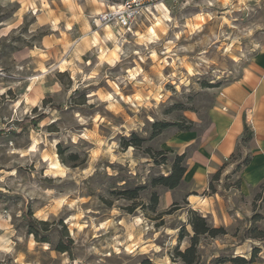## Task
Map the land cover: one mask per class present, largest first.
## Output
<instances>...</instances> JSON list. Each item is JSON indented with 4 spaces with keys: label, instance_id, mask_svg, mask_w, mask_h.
<instances>
[{
    "label": "clouds",
    "instance_id": "9594fccd",
    "mask_svg": "<svg viewBox=\"0 0 264 264\" xmlns=\"http://www.w3.org/2000/svg\"><path fill=\"white\" fill-rule=\"evenodd\" d=\"M15 2L0 0V6L8 9ZM52 2L55 3V0ZM131 3L144 4L145 0H131ZM188 5L198 8L199 14H174L177 8L182 10ZM66 7L72 13L71 16L59 8L54 12L48 0H23V7L14 13L10 21H0V38L7 37L8 41L5 42H9L12 36H22L25 41H31L45 25L60 32L62 37L46 36L42 41L43 48L34 47L29 53L32 57L42 59L36 73L25 78L30 81L28 92L13 106V114L8 119V125L20 132L22 129L13 125L12 121L27 124L41 114H46L39 129H30V146L22 149L9 146L6 153L0 152V157H7L6 162L0 160V192L21 197L11 206L0 201V264H42V261L57 259L60 264H107L103 258L110 254L107 250L119 253L122 246L127 251L137 247L153 254L163 251L165 254L162 259L153 256L154 264H171L166 253L176 246L179 227L170 229L166 224L156 231V236L165 233L169 237L161 249L151 240L140 239L154 231V222L144 215L140 205L135 209L137 215L130 216L122 207L131 206L135 201L107 196L106 199H113V205L107 218L101 222L90 213L97 211L98 206L103 207V204L98 196L82 195L86 191L85 183L97 174L107 177L121 175L119 168L107 167L103 161L122 166L130 178L139 173V183H146L153 160L159 159L161 155H171L161 152V148L164 145L171 148L175 143L172 138L158 134L159 143L154 145L153 134L157 131L154 126L161 121H170L175 125L184 123L178 116L179 110L173 108L174 104H189V96L194 91H210L202 83L204 79L209 85L239 77H242V83L252 81L250 73L243 75L248 56L241 44L258 29L264 30V0H185L183 3L173 0L167 7L165 0L156 3L149 0V6L138 7L134 13L129 11L130 4L109 7L108 0H83L82 4H66ZM213 8L222 9L219 16L215 11H207ZM86 9L89 10L87 13ZM38 11L40 15L36 17V22L28 27L26 33L22 32L25 16L31 21ZM0 15H3L2 11ZM61 21L69 31L61 30ZM208 21L214 22V30L201 36ZM234 21L237 23L234 24ZM77 24L82 25L79 35L71 31ZM92 25H95V30ZM223 25H228L231 31L222 30ZM194 37L198 38L191 42ZM217 41L222 48L220 55H208ZM58 44L62 45L63 51L51 54L48 50L56 49ZM257 48H261V45L254 44L253 49ZM49 60L54 62L45 66L44 62ZM146 65H150V71L145 70ZM30 68L31 64L22 65L18 67V72ZM165 68L169 69L167 74ZM57 72L69 74L66 83H61ZM49 77L54 84L46 87ZM169 84L174 86V90L166 88ZM93 86H96L95 90L85 93L84 102L77 104L73 94L78 90L92 89ZM10 87L18 88L20 85ZM6 91V88H0V94ZM46 93L59 94L65 109H89L91 106L93 114H82L75 110L70 122L58 125L59 131L47 132L44 130L45 125L55 123L61 116L53 106L57 101L47 105L42 103ZM220 95L226 96L227 90L220 92ZM169 97L174 99L170 100ZM250 97L253 102L244 110L254 113L258 105L264 107V72L255 79ZM232 107V104L225 106L224 114H229ZM33 108L38 111L33 113ZM168 108H172L174 114L164 115ZM192 121L202 123L199 111L193 113ZM0 128H7V125L0 124ZM132 133H136L143 141L142 145L136 147L129 143L126 150L122 149L117 136L131 141ZM57 145L64 147L65 157L76 155L83 163L79 166L61 163ZM149 148L154 150L146 154L145 150ZM260 150L264 152V146ZM14 166H32L33 170L26 179L17 175ZM165 167L161 165L158 175L168 177L172 174L171 168L165 170ZM233 167L229 165L224 174L227 175ZM4 169H11V172ZM215 171V168L208 167L206 172L200 174L202 183L195 191L201 194L208 191V180ZM45 178L53 185L72 182V186L58 191L56 187L44 186L41 181ZM124 183L120 181L119 186L123 187ZM96 192L101 193V189L96 188ZM187 199V204L165 219L169 224L175 219L183 221L191 233L187 210L191 208L202 218H208L209 214L215 217V198L198 195ZM148 202L147 199L142 200V204ZM29 205L32 207L30 216ZM118 217L123 219L118 220ZM61 220L63 223H60ZM29 223L35 224L36 232H28ZM21 224L23 227L18 228ZM65 225L67 235L62 237ZM36 233L50 235V242L39 243ZM93 237L104 239L93 243ZM61 239L65 244L71 240L73 248L83 249V254L74 260L69 258L68 252L61 256H46L45 253H51L53 245ZM188 239L186 237L181 245L182 252L188 246ZM253 245L264 248V240L248 239L241 243L239 239L232 240L229 237L212 240L208 248L231 247L234 248L233 258L249 261ZM92 255L99 259L88 262V256ZM178 264H183V261L178 260Z\"/></svg>",
    "mask_w": 264,
    "mask_h": 264
},
{
    "label": "rangeland",
    "instance_id": "374dc122",
    "mask_svg": "<svg viewBox=\"0 0 264 264\" xmlns=\"http://www.w3.org/2000/svg\"><path fill=\"white\" fill-rule=\"evenodd\" d=\"M122 0H108L109 7L120 5ZM49 7L55 10L57 8L60 9V11H63L66 13L67 16H71V12L68 11V8L66 7V4H82L83 0H55V3L52 2V0H48ZM185 0H178V3H183ZM196 2H199V0H196ZM173 3V0H166L165 6H169ZM23 7V0H16V2L8 9H4L2 6H0V11L3 12V15H0V21H10L13 18V15L15 12L19 11ZM39 7V5H38ZM89 11L88 9L85 10L87 13ZM199 9L196 7H193V5H188L184 9H178L174 13L177 16L184 15V16H190V15H197L199 14ZM207 11H215L217 15L219 16L222 12V9H208ZM170 14H173L170 12ZM40 15V12L38 11L36 15L32 16L31 21L27 20V16H25L26 23L22 26L21 31L26 33L28 30V27L36 22V17ZM234 15H242L240 13H235ZM226 18V17H224ZM62 22V21H61ZM90 25L92 22H89ZM222 23V21H221ZM234 24L237 23L236 21L233 22ZM2 27V25H0ZM82 27V25L77 24L73 26V29L71 30L76 35H79V29ZM93 30H95V25H92ZM61 30L65 32L67 30L66 25H61ZM135 30V29H134ZM209 30H214V22L208 21L204 25V32L200 35L203 36L209 32ZM226 31H231V28L228 25H223V29ZM11 35V34H10ZM49 35H55L57 38L60 37L62 39L60 32L53 31L50 29L48 25H45L42 30H38L37 35L32 37L31 41H25L22 36H12L11 40L9 42L7 37L0 38V88H6L7 91L3 94H0V124L7 125V128H0V152L6 153L9 149V146L16 148V149H22L30 146L31 144V130L30 129H39L40 122L45 119L46 114H43V118L40 121H32L31 123H27V125H23L22 121H12V124L16 127L21 128L22 130L20 132L15 131V129L8 125V119L12 116V108L16 104L17 101H20V97L28 92L29 83L30 81L26 80L25 78L27 76H31L36 73V70L39 67V62L42 58L40 57H32L29 55L31 51L34 50V47H40L41 41L44 37ZM130 35V34H129ZM72 38H75L73 36ZM198 37H194L193 41L197 39ZM249 40L251 43H249ZM249 40H245L242 42L241 47L245 49L246 55L248 56V61L246 65L250 62L252 56L256 51H258L260 48L253 49L254 44H260L261 47L264 46V30H257L252 34V36L249 38ZM181 43H185L184 41H181ZM235 47V46H234ZM61 51H63V48H60ZM222 51V48L220 46V42L217 41L216 44L213 46L212 49L209 50L208 55H216L219 56ZM86 59V57H84ZM53 63V60H49L44 62L45 66L48 65V63ZM31 64V68L28 71L25 72H18V67L22 65H28ZM245 65V66H246ZM146 71H150V65L145 66ZM165 74L168 73L169 69L165 68ZM57 78L61 81L62 84L66 83L68 73H59L57 72ZM238 79V78H236ZM236 79H232L230 81H218L214 85L207 84V80L204 79L202 83L204 86L210 91H204V92H193L189 96V104H182L177 102L173 105V108L178 109L179 118L184 121L183 124L180 125H171L167 127L166 129L160 131L159 133L153 134V144L159 143L158 134H162L165 137H170L173 140H175V137L178 133H182L185 131L184 128L190 127L189 131H203L205 127L208 124V114L211 106L213 105L214 101L216 100L218 89L225 86L226 84L235 81ZM19 84L20 87L13 88L10 87V85H17ZM54 84V81L49 77L47 78V84L46 87H51ZM103 86V85H102ZM96 86H93L92 89H85V90H78L76 93L73 94V98H75V102L77 104L84 102V96L85 93L88 91L95 90ZM183 87V86H182ZM166 88L169 90H174V86L172 84L166 85ZM30 95L34 96L35 93H30ZM46 99L42 102L43 104L47 105L48 103H52L53 101H57L53 104L55 108L60 113L61 119L56 121L53 124L45 125L44 130L47 132H54L59 131L58 125L66 124L72 120V113L75 110L81 111L82 114H93V109L91 106L89 109H80V108H67L65 109L63 107V102L61 101V97L59 94H49L46 93ZM169 99H174L173 97H169ZM21 107H23V102L21 101ZM163 107V105H162ZM33 113L37 112L38 109L33 108ZM99 111H103V109H100ZM199 111L201 113L202 117V123L200 124H193L192 121V115L194 112ZM174 114L172 108L165 109L164 115ZM107 115H111L110 113H107ZM130 115V114H129ZM27 117H25L26 119ZM160 123H167V124H174L170 121H161ZM103 128V126H102ZM179 128V130H177ZM52 137H49L51 139ZM117 140L121 141V147L122 149H127V147H124V143H138V146L140 147L143 143V141L136 135V133H132L131 141L117 136ZM86 143V142H85ZM41 148H43V145H41ZM58 148V156L61 159V163H72L73 166H79L83 163V161L79 160V157L76 155H72L69 157L64 156V147L62 145H57ZM192 149L193 147H185L184 145H178L174 143L173 147L168 148L166 145H164L161 148V152L165 153H171V155H161L159 159L153 160V167L149 170L147 182L146 183H139L140 180V174L138 173L136 177L130 178L126 172L127 170L123 168L122 166L118 164H108L107 161H103L102 163L111 168H119L121 171V175L118 177H107L106 175L97 174L94 178H90L89 182L85 183V189L86 191L82 193V195L87 197H93L98 196L101 203L103 204V207L97 208V211L90 213V215L97 216L101 222L107 218L109 214V210L111 209L113 205V199H106L105 197H112L115 199L124 198L127 199L125 195V192L127 191H137V198L133 199L135 201L131 206L128 207H122V210L126 213L131 215H137L135 213V209L138 205L141 206V211L144 213V215L151 221L154 222L153 227L154 231L148 233L146 237H140V239H148L151 240L153 243H155L157 246L161 247V249L164 248L166 241L169 239V237L165 233H161L159 236H156V231H158L161 227H164L167 224V227L170 229H175L179 227L180 231L178 233L177 237V243L174 248L169 250L168 253H166L169 256V260L171 261V264H178V260L181 261L176 256V250L181 251V245L184 243L185 238L188 237V246L191 245V239L194 235L193 230V224L198 223L197 216H200L199 213L195 212L191 208H189L187 211L189 213V219L188 224L191 225V233L188 231L187 225L178 219H175L172 221V223H167L166 217L173 216L175 213L179 211V209L184 205L187 204L185 197L189 193H193L194 186L190 181H184L182 183V180L178 187L174 189H167L164 186L161 185H153L152 180L156 179L160 176H163L162 174L158 175L160 172L161 165L166 166L165 170L167 168H172L173 164L175 163L176 159L183 155V159L180 162L181 165L186 166V162L188 161L189 157L192 155ZM153 148H149L145 150L146 154H151L153 151ZM244 153L241 154L239 158L236 160H226L223 162L226 166L222 169L221 175L219 176L218 181H213L212 176H210L209 182H208V191L202 193L201 195H213V191L219 196V203L215 205L216 209V218L209 216L208 218H205V224L208 227L212 228H224L226 231L225 235H218L215 238H210L205 235L199 236V240L196 244L197 249V260L194 264H219L218 260L227 257V256H233L234 248L231 247H225V248H208V245L211 243L212 240H225L227 238H231L232 240L239 239L241 243L248 239H254L252 238L254 235H256L258 232H264V188L259 187L253 190L249 193V197L247 199L243 197L240 194V190H238L239 187V175L240 170L236 171L235 167L237 164L241 163L244 158ZM0 160L7 161V157L3 156L0 157ZM229 165H234L232 170L228 172L227 175H225V170L229 167ZM17 168V175L23 176L24 178H28V174L30 171H32V166H28L27 168H20L19 166H14ZM4 171L11 172V169H4ZM12 177H9L11 179ZM120 181H125L123 184V187L119 186ZM41 183L46 187H56L58 191H64L68 187L72 186V182H65L64 185H53L50 180L45 178V180L41 181ZM211 185V189L210 186ZM96 188L101 189V193L96 192ZM138 189V190H137ZM213 193V194H212ZM167 198V200H166ZM21 197L19 196H13V195H7L6 193L0 192V201L4 202L6 206H11L16 204ZM147 199L149 202L147 204H142V200ZM128 200V199H127ZM155 200V201H154ZM87 207V205H85ZM30 212H32V207L29 205ZM234 210H239L241 213L240 217L234 218ZM250 213V214H249ZM227 214L230 216V219L232 220L231 223L224 222V219H227V222H229V218L227 217ZM247 214V215H245ZM257 218V219H256ZM118 220L123 219V217H118ZM255 219V220H254ZM211 221V222H209ZM219 222V223H218ZM60 223H63V220L60 221ZM218 224V226H217ZM19 227H23V224L18 225ZM67 235V225L64 226L63 231L61 232V236ZM103 237H93V243H96L97 241H102ZM37 240H46L45 242H39V243H46L50 242L51 236L50 235H40L38 233ZM131 244L132 242L129 241ZM65 245L63 242V239L60 240V242L55 243L52 247L51 253H45L46 256H61L63 253L57 251L58 246ZM203 244L204 247L201 248L200 245ZM143 247V246H142ZM254 247L261 248L259 246L253 245L252 249ZM110 252V254H106L103 258L107 262V264H124L126 261L127 264H138L141 259L148 258L153 264L155 258H161L165 253L163 251L161 253H155L153 254L150 251H142L140 247H137L133 249L132 251H127L123 249L118 253L115 250H107ZM70 259H75L76 257L83 254V249H74L73 248V242L70 240L67 244V251ZM182 252V251H181ZM218 253V255H217ZM211 257V259H208V257ZM264 258V248L260 250V253L257 255V261L261 260V258ZM96 259H99V257L92 255L88 256L87 261L92 262ZM42 264H60V261L57 260H49V261H42Z\"/></svg>",
    "mask_w": 264,
    "mask_h": 264
},
{
    "label": "crops",
    "instance_id": "0c3cea01",
    "mask_svg": "<svg viewBox=\"0 0 264 264\" xmlns=\"http://www.w3.org/2000/svg\"><path fill=\"white\" fill-rule=\"evenodd\" d=\"M73 1L75 2V0ZM61 25H65L63 21ZM67 31L69 29L65 30V32ZM57 39H60V37ZM42 41L41 46L43 48ZM60 48H62V45L58 44L56 49L48 51L55 55L58 51H61ZM261 72H264V46L254 53L250 62L245 66L243 75L250 73L253 78L252 81L242 83V77H239L218 89L216 100L209 110L208 124L205 129L200 132L193 130L192 132L186 131L176 135L174 140L176 144L184 145L186 148L193 147L192 155L186 162V171L182 177V183L187 180L194 186L193 193H189L185 197L187 203L189 202L187 199L189 196L201 195V193L195 191V188L202 183L200 174L206 172L208 167H213L217 171L223 165V162L228 160L238 148L241 154L244 153L245 155L246 151V155L249 157L248 163L240 170L238 187L240 194L247 199L249 193L256 188H264V152L260 150V147L264 146V107L258 105L254 113L244 110L253 102L250 93L255 79L259 78ZM225 90H227V95L221 97L220 92ZM229 104H232L233 107L229 114H224V108ZM193 124L196 123L193 121ZM245 126L251 130L252 137L246 145H241L240 138ZM203 196L214 197V204L219 203V196L216 193ZM237 213L241 215L239 210H234V218L240 217ZM209 216L212 217L211 214ZM227 217L229 222H227V219H224V222L231 223L232 220L228 214ZM251 264H264V258L262 257L261 260Z\"/></svg>",
    "mask_w": 264,
    "mask_h": 264
},
{
    "label": "trees",
    "instance_id": "16d2710c",
    "mask_svg": "<svg viewBox=\"0 0 264 264\" xmlns=\"http://www.w3.org/2000/svg\"><path fill=\"white\" fill-rule=\"evenodd\" d=\"M43 114H41L39 117H37L34 120H31L30 123L32 121L36 122V121H40L43 118ZM27 120V118H26ZM23 125H27L26 123H22ZM171 125H175V124H167V123H160L158 122L154 127L157 130V133H159L160 131L166 129L167 127L171 126ZM190 127H186L184 128V130L182 131H189ZM252 137V132L251 130L245 126L244 127V132L240 138V143L241 145H246V143L251 139ZM139 143V142H138ZM138 143L134 144L135 146H138ZM133 144V143H132ZM129 143H124L123 146L124 147H128ZM241 156L240 150L239 148L236 149V152L234 154H232L229 158V160L233 161L236 160L237 158H239ZM183 159V155L179 156L175 163L173 164L172 168H171V172L172 174L168 177H164V176H160L156 179L152 180V184L153 185H161L164 186L167 189H174L176 187L179 186L182 177L186 171V166L185 165H181L180 162ZM249 157L248 155H245L243 158V161L239 164H237V166L235 167L236 171L241 170V168L243 166H245L248 163ZM226 166V164L224 163L212 176V180L213 181H218L219 180V176L221 175V171L222 169ZM210 189H211V185ZM138 190V189H137ZM213 193H215L213 191ZM212 193V194H213ZM126 198L128 200H133L137 198V191H127L125 192ZM155 201V200H154ZM31 215V212L28 210V216ZM198 218V223L193 224V230H194V235L191 239V245L189 247H187L185 249V251L181 252L176 250V256L177 258H179L181 261H183V264H194L198 258L197 256V249H196V244L197 241L199 240V236L201 235H205L207 237L210 238H215L218 235H225L226 231L224 228H212V227H208L205 224V218H202L201 216H197ZM257 219V218H256ZM255 220V219H254ZM28 232L29 233H34L36 232V228H35V224L34 223H29L28 224ZM38 237V233H36V238ZM252 238L254 239H261L264 240V232H258L256 235H254ZM46 240H38V242H45ZM70 242V240H69ZM68 244V243H67ZM67 244L65 245H60L57 248V251L59 252H66L67 251ZM258 253H260V249L257 247H254L252 249V253H251V260L249 261H245L240 257H235L233 258V256H227V257H223L221 259L218 260L219 264H224V263H231V264H251L255 261H257V255ZM138 264H153L148 258H143L140 260V262Z\"/></svg>",
    "mask_w": 264,
    "mask_h": 264
},
{
    "label": "built area",
    "instance_id": "2783aa9c",
    "mask_svg": "<svg viewBox=\"0 0 264 264\" xmlns=\"http://www.w3.org/2000/svg\"><path fill=\"white\" fill-rule=\"evenodd\" d=\"M166 1V0H165ZM152 3L158 2V0H151ZM125 4H130L129 11H132L133 13L138 7H146L149 6V0H145L144 4H136V3H131V0H122L120 5H125ZM116 6V5H115ZM112 7V6H111Z\"/></svg>",
    "mask_w": 264,
    "mask_h": 264
}]
</instances>
